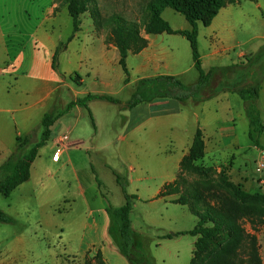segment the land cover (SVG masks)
I'll use <instances>...</instances> for the list:
<instances>
[{"label":"rangeland","instance_id":"1","mask_svg":"<svg viewBox=\"0 0 264 264\" xmlns=\"http://www.w3.org/2000/svg\"><path fill=\"white\" fill-rule=\"evenodd\" d=\"M42 1H34V5L29 8L31 18L26 17L29 21L23 18L21 22L18 18L16 26L18 33L29 34L35 27L38 21L37 16L39 17L41 14ZM55 2L58 5L55 10L58 20L53 24V28H55L53 33L55 37H61L64 40L60 44L63 48L67 46L69 36L73 32V20L69 15L66 0H55ZM150 2L151 0H96L102 17L101 27L96 26L90 13L80 16V29L83 31V35L97 37L94 38L95 44L91 52L92 61L66 62L73 58L65 55L60 58L64 50L58 57V63L54 70L57 71L59 81L64 78L65 82L60 83V88L54 95V108L50 113L61 114V117L52 127L51 138L41 148L33 165L31 184L35 185V191L29 202V210L23 213L22 208H19L23 200L18 193H14L9 198L0 194V209L14 220L12 224L0 223V264H106V262L107 264H190L196 239L199 240L200 249L196 250L194 254V264H209L211 257L219 248L218 245L226 242V239L220 236L209 240L201 236L195 239L192 236L184 235H179L173 240L159 239L156 231L152 227L144 225L142 221L145 211L156 210L152 204L145 200L137 201L136 198L133 200V206L136 204V207L132 216L134 227H132L131 257H127L122 251L119 236L110 231V227L116 228L114 219L105 213H100L103 212L102 208H107L109 205L115 209L125 205L126 200L121 184L125 185L126 191H128L130 166H133L136 171L132 173L133 177H152L162 173L167 175L175 169V160L180 153V146L177 144L180 141L182 143L191 142L194 137L193 114L199 106L193 105L191 100L184 106V114L187 119L185 124L183 121L184 125L181 128L177 125L178 121L174 120L170 123L166 122L163 126L150 128L148 134L125 137L126 129L132 123L130 110L126 108V103L132 99L136 92L137 75H132L129 84L125 83L126 76L118 64L117 55L112 53L109 55V67L105 77H101L97 81L92 76L87 77L86 75L87 69L92 71L100 64L102 48L98 38L104 39L107 48L110 45L116 48L114 43L108 40L113 29L110 20L114 16H120L127 22L136 24L140 37L144 38L148 45L146 36L152 35L146 29L148 18L145 9ZM243 4L246 9V4L250 3L244 1ZM159 12L172 28L178 29V31L191 28L184 16L174 10L160 7ZM255 14L263 24L258 25L262 32L264 30V10H255ZM0 15L2 18L5 17V14H1V10ZM4 23L6 22L1 20L3 29H7V24ZM8 26L10 28L7 31L14 33V28ZM198 28V46L204 69L209 70L211 67H226L234 65L232 63H241H236L238 61L237 54L241 50H246L245 46H239L236 50L228 53V56L207 57L206 54L212 51V44H210V38L207 35L208 31L201 23L198 24ZM246 34L247 32H243L238 39L243 41L247 38ZM173 38L177 40V49L180 52L177 68L180 77L178 79L185 85H194L198 81V71L194 67L190 44L186 38L180 35ZM136 50L137 47H134L132 52H136ZM66 69L72 72L69 78L63 75ZM82 78L84 84L77 91L105 94L121 102V104H113L98 101L93 104L95 127L88 110L80 107L78 111H68V107L79 100L68 84H71L72 81L81 84ZM14 79L9 76L0 77V116L9 120L7 121L9 123H11L10 119L14 114L8 111L14 109L16 98L20 93V90L15 86ZM231 83L233 82L231 81ZM262 89L258 108L264 124V82ZM235 96V100L237 97L240 98L236 94ZM241 101L240 99L239 102ZM174 102L177 103V101ZM211 106L215 109L217 101L213 100ZM236 109L238 116L231 126L233 142H236V145L215 148L213 139L205 136L200 129L205 142L204 158L182 165L180 174L167 199L170 202L183 201L196 213L211 212L213 215L221 213L238 218L237 220L250 233L256 234L262 264H264V226L257 225L256 231L252 229L248 219L240 210L243 205L241 198L232 187L235 186L259 199L264 197V133L258 136L257 147L248 136L250 126L244 104L240 103ZM71 125L76 127V132L84 133L81 134L82 137L87 136L84 140H86L85 146L89 148V152L79 153L78 161L81 162L84 155L89 161L87 164L89 167L83 174L82 180L86 185L90 205L93 210H96L94 216L90 215L84 202L78 198L79 193L76 190H71L73 193H77L76 206L68 210V203L63 200V196L68 192L66 180L68 179L72 183L74 179L66 172V170L71 171L70 168L62 167L65 161L64 157L60 158L57 163L52 161L56 153L53 154L51 150L52 146L55 147L53 141L60 136L67 137L68 140L64 142L67 144L70 139L69 128ZM41 133L42 129L39 126L32 134L33 143L39 141ZM91 134H96V136L92 138ZM61 140L60 142L63 144ZM174 141L176 143H173ZM160 148L164 149L165 153L154 154ZM83 160L86 159L83 157ZM60 167L63 168L61 171H59ZM47 171L49 174H46ZM118 176L121 179V184L117 182ZM42 178L45 187L41 185L38 187L36 183H39ZM90 178L91 182L88 181ZM143 197L146 198L144 194ZM98 209L100 212L97 211ZM106 216L109 220H106ZM88 223L90 226L84 230L83 225ZM93 223L98 226L92 229ZM211 226H213L212 222L206 224V227Z\"/></svg>","mask_w":264,"mask_h":264},{"label":"crops","instance_id":"2","mask_svg":"<svg viewBox=\"0 0 264 264\" xmlns=\"http://www.w3.org/2000/svg\"><path fill=\"white\" fill-rule=\"evenodd\" d=\"M34 1L36 0H0L1 14H5L4 18L0 15V77L9 76L10 78H15V86L20 90L18 98H16L14 109L8 111L14 114L10 119L11 123L7 122L9 120L4 119L3 116H0V166L15 151L17 138L24 137L36 131L43 117L53 110L54 95L57 93L60 85L65 82L64 78L59 81L57 71L54 70L55 52L58 46L64 41L61 37H55L53 33L55 31L53 24L58 20L55 15V10L58 7L55 0L42 1L41 14L39 17L37 16L38 21L29 34L22 35L18 33L16 29L18 18L21 22L23 18H31L28 10L34 5ZM244 1L250 3L246 4V9L244 8ZM255 10H264V0H242L235 5H229L220 10L211 25L206 27L208 31L207 35L210 38V44H212V51L206 54V56L211 58L215 56H228V53L236 50L239 46H245L246 50L238 52V61L236 63L243 62L247 56L256 54L264 44V30L261 32L258 28L259 24L260 26L263 24L256 16L257 13L255 14ZM1 20L6 22L4 24H7V29H3ZM26 20L29 21V19ZM8 25L14 28V33H9L7 31L8 28H10ZM185 30L187 29L182 31ZM243 32H247V38L241 41L238 37L241 36ZM175 36L179 35L161 34L146 36L148 39L147 47L139 53H129L128 55L127 66L130 72L129 82L133 74L137 75V84L141 79L155 78L163 75L179 78L180 75L177 72V68L180 61V52L177 49L178 42L173 38ZM69 38H71V41L68 42L60 58L65 55L66 57L71 56L74 60L69 59L66 62H86L87 60L91 62V52L97 37L85 36L80 29L76 33L73 31ZM97 40L100 41L102 48L100 64L98 67L93 68L92 71L87 69L86 75L87 77L92 76L95 80L99 81L101 77H105V73L109 67V55L111 53L115 56L117 55L119 64V52L117 48L112 45L107 48L102 37ZM71 74L72 72L68 69L63 72V75H66L67 78H69ZM80 82L81 84L72 81L71 84H68L77 98L82 99L90 94L107 96L105 94L99 95L77 91V89L84 84L83 78ZM129 82L127 84H129ZM234 97H236L235 94L222 93L216 98L204 103H195L191 101L193 105L199 106L198 110L193 114L194 137L191 142L182 143L180 141V143L177 144L180 146V153L176 157V165L173 172L167 175L163 173L160 175H153L152 177H133L132 173L136 171L133 166H130L131 175L128 180L127 193L131 196H136L138 199L137 201L145 200L153 205L156 211H145L142 221L144 225L152 227L156 231L159 239L169 240L165 239V237L171 234L176 235L178 233L189 232L195 228L198 220L193 216L187 206L173 204L167 198L160 197V194L164 186L173 183L180 174L181 164L184 158L188 156L198 128L204 132L205 136H209L213 139L215 148L227 147L228 145L234 147V145H236V142H233L231 126L238 116V110L236 108L240 103L244 104V102H239L240 98L237 97L235 100ZM213 100L217 101L215 109L211 106ZM98 101L108 102L104 100H94L88 103V109L92 113L94 119L92 105ZM188 102L180 103L177 101L176 103L174 100H162L151 104L144 103L133 108L130 110L132 123L126 129L125 137L148 134L150 128L163 126L166 122L170 123L174 120L178 121L177 125L181 128L187 119L184 114V106ZM79 108L80 106H75L69 110V112L78 111ZM207 133L209 134L207 135ZM81 134L84 133L76 132V127L71 125L69 128L70 139L68 143L61 144L60 140L63 138L60 136L53 141L55 147L52 146L51 150L54 154L59 151L62 146L67 147L66 154L62 156L65 160L62 167L70 168L71 171L66 170V172L74 179L72 183L68 179L66 180L68 192L63 196V200L68 203V210L76 206V202L78 198H80L86 205L90 215L94 216L96 210H93V207L90 205L86 185L82 180L84 177L83 174L89 167V165H87L89 161L85 155L83 157L86 160H83L82 157L81 162L78 161L79 153L89 152V148L85 146L86 140H84L87 136L82 137ZM95 136L96 134H91L92 138ZM173 143H176V141ZM163 150L162 148L156 151L153 149L156 155L164 154L165 151ZM52 161L57 163L60 159L56 161L52 158ZM63 168L60 167L59 171ZM46 174H49V171H47ZM52 178H55V176H52ZM90 180L91 178L88 181L91 182ZM32 181L33 166L30 180L18 187L11 194L12 196L14 193H18L20 198H22L23 201L19 208H22L23 213L29 210V202L35 191V185L31 184ZM40 182L36 183V185L45 187L43 178ZM72 185L74 186L73 188ZM71 190H76L79 193V197L77 198V193H73ZM143 194L146 198L143 197ZM135 207L136 204L133 206L131 215L132 227H134L132 216ZM102 209L103 212H100L99 209L97 211L111 217L106 211V207ZM106 220H109V218L107 217ZM89 224L90 223L83 225L84 230L90 226ZM91 226L93 229L98 225L93 223ZM176 237L179 236H174L172 240Z\"/></svg>","mask_w":264,"mask_h":264},{"label":"trees","instance_id":"3","mask_svg":"<svg viewBox=\"0 0 264 264\" xmlns=\"http://www.w3.org/2000/svg\"><path fill=\"white\" fill-rule=\"evenodd\" d=\"M242 0H151L146 6L147 32L151 35H180L187 39L192 51L194 67L198 71V81L196 84L188 86L175 76H158L155 78L141 79L137 84V89L132 99L126 103V108H133L156 101L174 100L180 103L193 101L204 103L221 93L236 94L244 102L246 116L249 121V139L258 147V136L264 133V124L258 108L261 96L262 84L264 82V44L254 55L247 56L245 61L226 67H211L205 70L201 63V55L198 46L199 28L201 23L205 27L211 25L220 10L235 5ZM254 1V0H249ZM69 15L73 20L74 33L80 30V16L90 13L96 26L101 27L102 17L96 0H66ZM170 8L184 16L190 24V29L185 31L174 30L170 24L164 20L159 12V8ZM113 29L108 40L113 42L119 52V65L123 70L125 83L129 82L130 72L127 66L129 53H139L146 48L147 41L139 35L138 27L134 23H129L120 16L111 18ZM71 41V38L68 42ZM67 46H58L54 55V68L58 63L60 53ZM137 47L136 52H132ZM243 72V73H242ZM241 75V76H240ZM77 76L80 79L79 74ZM239 81L235 82L236 80ZM231 81L233 83H231ZM77 82V81H76ZM94 100H104L113 104H121L119 100L108 96L88 95L68 107V111L75 106L84 107L88 110L93 126L94 118L88 109V103ZM61 117V114H46L41 121V138L33 143V133L17 138L15 151L0 166V194L9 198L11 194L21 185L31 178V169L36 161L39 151L51 138L52 127ZM264 151V150H263ZM205 155V142L200 129L196 135L188 156L184 158V163H194L203 159ZM178 178V177H177ZM177 180V179H176ZM164 186L160 197L167 198L175 182ZM117 182L121 184L118 176ZM126 203L123 207L115 209L109 205L106 211L114 219L116 228L110 227V231L119 236L122 251L127 257H131L132 250V220L133 200L136 196H130L126 191V186L121 184ZM239 198H241V211L248 219L254 231L257 225L264 226V197L259 199L256 196L239 190L232 186ZM187 206L190 212L198 219L195 228L189 232L168 235L165 239H172L174 236L190 235L192 237H203L212 239L213 237H223L224 244L218 245L217 252L211 257L209 264H262L260 247L256 234L250 233L245 226L234 216L223 215L221 213L213 215L211 212L200 214L193 211L185 202H171ZM211 213V214H210ZM14 220L0 209V223L12 224ZM212 222L213 226L206 227ZM200 239V238H199ZM214 239V238H213ZM200 249L199 240H196L195 250ZM195 255L191 264H194Z\"/></svg>","mask_w":264,"mask_h":264},{"label":"built area","instance_id":"4","mask_svg":"<svg viewBox=\"0 0 264 264\" xmlns=\"http://www.w3.org/2000/svg\"><path fill=\"white\" fill-rule=\"evenodd\" d=\"M68 140L67 137H63V139L61 140L63 143L66 142ZM66 151H67V147L66 146H62V148L59 149V151H57L55 153V156H54V160H59L62 156H64L66 154Z\"/></svg>","mask_w":264,"mask_h":264}]
</instances>
